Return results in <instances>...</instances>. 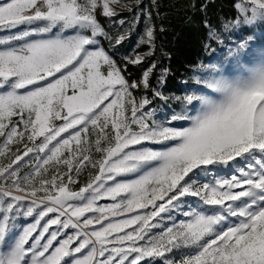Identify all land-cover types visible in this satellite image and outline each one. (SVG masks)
<instances>
[{
	"label": "snow or ice",
	"instance_id": "6c2138e0",
	"mask_svg": "<svg viewBox=\"0 0 264 264\" xmlns=\"http://www.w3.org/2000/svg\"><path fill=\"white\" fill-rule=\"evenodd\" d=\"M113 5L128 7L121 0H0V32L7 33L0 37V158L11 157L0 162V264H264V46L249 51L252 37L239 40L226 64L196 81L200 94L178 97L185 107L161 123L147 107L152 100L134 94L150 87L156 63L139 81L126 75L128 65L154 54V29L146 27L140 41L149 50L121 66L109 49L125 34L110 35L97 19L98 8L116 16ZM234 8L226 31L264 24V0H236ZM209 36L223 43L222 33L209 28ZM30 153L37 163L21 176ZM230 162L237 174L197 182L206 166ZM88 165L95 174L72 190L73 171ZM129 174L137 175L116 179ZM184 197L200 204L184 210ZM173 211L185 219L163 227L173 218L161 214ZM34 215L9 244L15 221ZM182 249L194 252L166 259Z\"/></svg>",
	"mask_w": 264,
	"mask_h": 264
},
{
	"label": "rangeland",
	"instance_id": "374dc122",
	"mask_svg": "<svg viewBox=\"0 0 264 264\" xmlns=\"http://www.w3.org/2000/svg\"><path fill=\"white\" fill-rule=\"evenodd\" d=\"M121 4H126L128 7H121L120 5H113L115 8L117 15L113 17H107V27H104V25H101L105 28V30L110 35H117L120 33L125 34L126 38L124 41L116 46L115 48L109 49L110 52L113 54V57H119L121 59L129 58V57H135L137 54H144L149 50V46L146 50H141L140 46L143 44L141 43V38L144 37L145 29L148 26H151L153 28V25L151 23V19L149 16L148 11H146V7L144 5V0H139V4H137V0H121ZM131 8L132 10L129 11L128 9ZM101 10L98 8L97 13ZM123 20L124 24L121 25L120 21ZM7 33L0 32V37L6 36ZM248 37H252V40L250 43L249 51L264 46V24H260L254 27H249L245 29H236L232 30L231 32L224 30L223 31V39H225V45H223L222 49L215 52L211 60H209L207 63H200L196 68L193 69L192 75H190L189 81H183L180 90L177 92H174L173 94L166 93L163 91L162 83L159 85L158 90H160L163 93V96L167 99H160L155 100L154 97H149L146 93H141L135 91L134 94L139 99L142 96H147L150 100H152V104L147 106L148 109L154 110L155 117L158 121L161 123H166L167 120L171 117V115L175 113H179L185 106L181 100H178L177 98H183L185 95L190 94H200L197 92V89L200 87L196 83L198 79H200L202 76H205L208 74V72L211 70V66H217L224 62L225 64L229 59H231V56L229 55L230 50H232L236 43L241 39H247ZM102 46H104L106 49L109 48L107 40L102 39ZM149 58V57H147ZM241 58L245 63H251L253 62V58L248 56L246 52L241 53ZM207 66V67H202ZM175 126L181 127V126H187V122H176ZM3 137H0V144L3 143ZM94 139V137H93ZM151 146V145H149ZM13 149V152H15V149L17 145L11 146ZM21 152L23 151V145H19ZM43 155V154H41ZM97 154L93 152V156L95 157ZM10 155L6 154L5 157L0 158V162L7 163L10 159ZM21 163L20 168V175L24 176L30 172H32L33 167L37 163V160L35 158V154L30 153L28 157H25ZM208 171L207 172H200L197 177L198 183H205V182H212L214 179H227L230 178L233 174H237L239 169L236 167L234 162H230L229 165H210L206 166ZM55 168L54 165L49 166V171L45 173V175H50ZM62 172L65 170L63 167L60 169ZM95 174V170L92 169L91 165H88L87 167H84L81 169L79 175L77 176L76 173L73 171L72 175L73 178L77 180V183L70 185L71 189L74 191H78L80 187H83L85 184H87L89 178ZM137 174H129L126 176H120L117 177V181H123V180H130L135 179ZM111 183V182H110ZM101 205L112 203L110 200H102L99 201ZM200 204V201L198 198L195 197H184L182 198V207L184 210H187L190 207H196ZM141 213L145 210H138ZM55 214H49V217H45L44 220L40 221V229H42L44 223L49 219L54 217ZM163 217H167L168 215L172 216V220L165 219L163 221V227L170 226L173 221L182 220L185 219L182 214L173 211L172 213H162ZM35 215L32 217H21L15 221V229L16 231L13 232L8 237V243H12L14 237L23 229V227L30 225L35 222ZM160 218L158 217L157 220ZM58 226L53 225L52 228L49 229V231H53ZM38 229V232L39 230ZM66 234H71L72 229L64 230ZM162 231V228L154 229L153 232H160ZM38 232L34 235H38ZM63 238V237H61ZM31 243V241L29 242ZM43 243V241H42ZM75 245H73L74 247ZM193 249H182L179 253L169 254L167 256V260H176L181 255L193 253ZM165 258H158L154 262L151 260L143 261L142 264H164ZM70 260V258H66V264Z\"/></svg>",
	"mask_w": 264,
	"mask_h": 264
},
{
	"label": "trees",
	"instance_id": "16d2710c",
	"mask_svg": "<svg viewBox=\"0 0 264 264\" xmlns=\"http://www.w3.org/2000/svg\"><path fill=\"white\" fill-rule=\"evenodd\" d=\"M236 0H144L154 29V54L140 65H128L126 75L139 81L142 72L152 62L157 67L150 77V87L135 90L154 97L152 89L162 83L163 91L173 94L183 81H189L192 71L200 63H207L223 43L210 39L209 28L223 34L224 25L236 16ZM203 6V7H202ZM98 21L107 27V17L97 13ZM205 21L208 27L205 26ZM148 46L142 44L141 50ZM123 66L125 59L115 57ZM167 70L166 72L164 70ZM161 77H163L162 82ZM160 100L159 97H154Z\"/></svg>",
	"mask_w": 264,
	"mask_h": 264
}]
</instances>
